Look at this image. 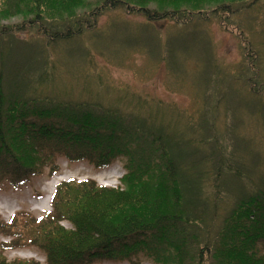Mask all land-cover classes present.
Wrapping results in <instances>:
<instances>
[{
  "label": "trees",
  "instance_id": "obj_1",
  "mask_svg": "<svg viewBox=\"0 0 264 264\" xmlns=\"http://www.w3.org/2000/svg\"><path fill=\"white\" fill-rule=\"evenodd\" d=\"M102 1V8L123 4L133 10L138 5H130V1L141 5L140 12L147 19L141 25L144 32L151 31L153 22L176 19L183 20V24L188 17L192 22L194 15L182 8L197 10L192 0L178 4L157 0L161 10L148 8L150 0ZM237 1L242 0L234 2ZM82 3L83 0H5L0 16L9 19L21 14L25 21L32 17L18 26L36 25L47 48L51 42L70 41L74 34H80L81 22L73 25L70 21L74 19L73 8ZM222 4L220 10H231L232 5ZM64 11L70 18H61ZM98 13L99 9H94L90 14L94 17ZM52 21H69V25H55ZM10 30L0 28V44L3 37L10 36ZM11 38L8 46L0 50V187L5 181L18 187L46 168L54 175L57 157L85 161L97 169L125 159L127 173L116 188L98 186L93 180L63 182L52 199V211L43 218L34 219L23 211L8 224L0 220V236L11 238L0 244V264H40L33 259L10 262L4 256L7 250L31 246L46 255V264L124 261L138 254L156 264H264V185L241 194L212 240L211 227L201 232L204 235L196 233L203 223L195 199L196 189H200L197 181L203 176L201 169H196V176L186 170L194 169L203 151L185 138L183 122H172L177 120L168 118L167 113L154 114L149 110V100L135 96L130 103L136 102L137 111L127 115L90 103L28 95L32 92L26 75L30 69L6 73V65L12 60L9 55L18 45ZM133 38L128 45L137 47L142 36ZM25 47L34 54L33 59L41 53L34 45ZM37 65L41 72L37 84L53 82L49 70H45L47 62L41 60ZM33 88L35 93L37 87ZM259 88L254 86L257 92L262 90ZM212 122L200 125L204 133L207 131L205 143L211 148L208 162L221 177L224 150ZM187 163L191 166L185 168ZM61 221H68L72 230L64 229Z\"/></svg>",
  "mask_w": 264,
  "mask_h": 264
},
{
  "label": "rangeland",
  "instance_id": "obj_2",
  "mask_svg": "<svg viewBox=\"0 0 264 264\" xmlns=\"http://www.w3.org/2000/svg\"><path fill=\"white\" fill-rule=\"evenodd\" d=\"M4 1L0 0V13ZM192 1L200 11L182 8L194 15L192 22L189 17L183 24V20L176 19L153 22L151 31L144 32L141 25L147 19L136 2L130 1V5L138 6L129 10L123 4L102 8V0H83L73 8L74 19L70 21L73 25L81 22L80 34H74L70 41L51 42L47 48L36 25L18 26L32 17L25 21L21 14L9 19L0 16V28L12 29L9 37H3L0 50L8 46L11 37L19 45L9 53L12 60L6 65V73L30 69L26 72L27 83L32 87L28 95L90 103L127 115L137 111L136 102L130 103L135 96L149 100V110L154 114L167 113L168 118L177 120L172 121L176 124L182 121L185 138L203 151L194 169L186 170L196 176L201 169L203 176L197 181L200 189H196L195 198L203 223L195 230L204 235L201 232L211 227L212 240L241 194L264 185V0ZM222 2L232 5L231 10H220ZM148 4V8L161 10L157 0ZM91 9H99V13L93 17ZM68 15L64 11L61 18H70ZM52 22L69 25V21ZM139 34L142 39L137 41V47L128 45ZM28 44L39 47L43 56L40 53L33 59L34 54L25 47ZM41 60L47 62L45 70H49L53 82L37 84L41 75L37 63ZM254 86L262 90L257 92ZM33 87H37L35 93ZM211 121L224 150L221 177L208 162L211 148L205 143L207 131L204 133L200 125ZM56 165L54 175L46 168L18 187L5 181L0 187V220L8 224L23 211L34 219L43 218L52 211L51 197L58 185L71 179L119 187L121 177L127 173L125 159H118L105 169L87 162H69L64 157H57ZM190 166L191 163L184 165ZM60 225L72 230L68 221H61ZM10 240L0 236V244ZM4 256L10 262L33 259L46 264V255L34 246L7 250ZM95 264L156 263L138 254L130 260Z\"/></svg>",
  "mask_w": 264,
  "mask_h": 264
}]
</instances>
